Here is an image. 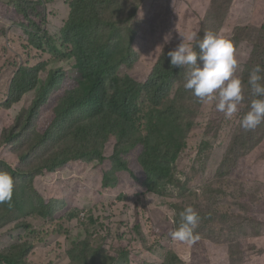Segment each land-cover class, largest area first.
Masks as SVG:
<instances>
[{"label": "trees", "instance_id": "16d2710c", "mask_svg": "<svg viewBox=\"0 0 264 264\" xmlns=\"http://www.w3.org/2000/svg\"><path fill=\"white\" fill-rule=\"evenodd\" d=\"M61 1L67 6V14L60 17L57 26L44 12L53 0H0V19L8 21L10 17L14 22L8 35L14 32V39L28 57L33 52L41 57L37 65L27 60L17 67L4 102L9 108L31 94L28 107L10 128L0 131V147L15 156L11 165L0 158V172L9 173L14 181L12 201L0 203V264H60L58 260L41 263L30 258L44 245L41 241L56 243L47 251L65 255L67 264H150L143 254L154 250L163 255L161 264H186L160 240H173L171 233L179 228L180 214L188 206L200 217L193 242L200 241L206 255L205 245L209 243L207 247L217 251L216 264L224 257L225 264H249L254 256L261 255L264 222L256 212L264 200V183L240 185L231 168L241 156L255 160L264 155V121L250 130L240 124L257 98L247 83L249 74L257 64L264 67V22L252 21L264 2L250 0L246 13L240 18L238 12L233 29L222 35L220 30L233 11V0H205L209 25L200 24L199 37L213 32L234 44L239 61L235 76L243 84L232 140L211 171L210 140H202L198 146L188 140L195 114L202 113L209 102L216 105L218 101H202L185 89L186 68L170 65L168 52L176 47L166 42L169 31L150 71L143 79L133 75L137 67L146 70L132 43L137 35L142 39L143 5L148 0ZM162 1L155 3L157 8L162 9ZM4 30L0 26V33ZM103 38L115 45L111 48ZM43 71L46 76L41 79L39 73ZM56 87H62L63 93L53 98ZM49 98V121L37 129L33 124ZM214 112H218L215 107L208 113ZM140 135L144 151L137 159L138 173L131 170L125 152L137 145ZM109 139L114 141L108 156L112 174H104L100 186L117 188L119 197L141 214H147L149 201L160 204L172 220L168 236L159 227L153 229L150 216L133 223L110 220L103 203L93 204V214H84L83 219L77 208L58 215L63 200L36 190V178L53 175L70 160L93 161ZM123 172L129 175L126 182ZM160 212L158 209L155 216L159 224L167 221ZM48 217L63 226H53L46 221ZM15 229L19 231L17 237L13 235Z\"/></svg>", "mask_w": 264, "mask_h": 264}, {"label": "rangeland", "instance_id": "374dc122", "mask_svg": "<svg viewBox=\"0 0 264 264\" xmlns=\"http://www.w3.org/2000/svg\"><path fill=\"white\" fill-rule=\"evenodd\" d=\"M157 1L159 0H148V3L143 5L145 15L143 14L144 20L141 28L142 39L140 38L139 41L134 43L139 50V60L142 62L141 65L146 66V70L137 67L133 74L137 79H143L145 72L150 71L167 31H169V34L165 37L166 42L176 47L180 43L179 36H187L193 32L198 33V25L202 23L209 25L208 4L205 5V0H163L162 9L156 7L155 3ZM249 1L250 0L232 1L233 11L228 14L227 20L220 30L222 35H228L233 29L234 16L238 12L240 18L246 13V10L250 6ZM253 1L257 2L259 0ZM262 1L264 2V0ZM194 4H201L202 6L195 7ZM44 12L46 15H49L50 18H53L55 24L59 26L62 21L61 18H64L67 14V6L65 7L61 0H53L51 7H46ZM52 14H55V16ZM252 21L255 23L264 22V4L260 9L255 11ZM0 26L6 28V31L4 30V32L0 33V131H2L3 129L10 128L16 118L22 114L30 103L31 94L28 98L25 97L21 99L14 106H10L9 108L4 107L8 86L15 70L21 63L23 64L27 60L37 65L41 57L38 55L39 53L35 56L34 52L33 56L28 57L25 49L19 47V42L14 39V32L8 35V32L14 28V22L10 17L8 21L0 19ZM201 31L203 30L201 29ZM246 52V49L242 50V54ZM45 76V71L40 73L41 79L45 78ZM62 93V87H59L53 90L52 96L56 98L61 96ZM51 103L52 98H49L47 106L43 109L42 114L40 113L33 127L40 129V126L48 123ZM213 107L214 104H207L202 113L197 112L195 114L192 126L193 134L188 140L189 144L194 146H198L202 140H210L213 150L210 154L208 168L211 171L216 169L217 161L224 153L227 144L232 140L238 120L234 115L231 118H226L218 112H214L213 115H210L208 112H210V109ZM113 144L114 141L112 139L105 142L102 150L104 159L101 162L91 161L94 167H90L83 160H70L63 165L62 169L55 171L53 175L49 174L36 178L34 180L36 190L44 196H52L63 200L64 205L58 215H62L71 208H77L81 211L80 216L85 218L84 214H93V204L103 203L110 214V220L119 221L120 219H126L130 223H133L136 219H144L145 216H150L152 217L151 224L153 229L159 227L160 231L168 236L171 231L172 220L167 216L168 211L164 210L160 204L157 205L149 201L147 214H141L131 203L119 197L120 193L117 188L104 189L100 186L102 174L100 171L112 151ZM261 151H264V145ZM137 154L136 151H129L127 153V159L135 171L139 173L140 170L136 168ZM0 158H5L10 165L15 163V156L5 147H0ZM254 159L255 160L245 155L241 156L231 168L232 177L239 181L240 185L264 183V155L262 154V157ZM64 173L68 175L64 176ZM138 177L139 180L142 179L141 175H138ZM122 180L123 182L128 181L129 175L123 172ZM137 192H139L140 195L143 194V190H138ZM139 209H141V207ZM158 209L161 210L160 215H165L167 219V221L161 224L157 223L155 218ZM256 213L258 218L264 222V200L260 202ZM46 221L57 228L61 224L54 218ZM30 231L40 238L34 228L31 227ZM144 232H146L145 229ZM13 235L17 237L19 231L15 229ZM22 238L33 243V240L26 235H22ZM41 242L44 245L38 246L35 250L36 254L32 253L30 258H37L41 263H46L49 260H58L60 264H67L68 261L65 255L58 256L53 252L50 253L47 251L50 245L56 243ZM160 242L166 248H172L186 264H216L218 260L217 251L207 247L209 243L205 245L207 249L206 255L204 245L201 244L200 241L182 243L175 240L167 241L161 239ZM143 257L150 264H161L163 255L161 252L154 250V253H144ZM225 261L224 257L221 264H225ZM249 264H264V252L261 255L254 256Z\"/></svg>", "mask_w": 264, "mask_h": 264}, {"label": "clouds", "instance_id": "9594fccd", "mask_svg": "<svg viewBox=\"0 0 264 264\" xmlns=\"http://www.w3.org/2000/svg\"><path fill=\"white\" fill-rule=\"evenodd\" d=\"M194 5L195 7L202 6L201 4ZM198 26L200 27V25ZM139 39L140 36L137 35L132 43L135 52L139 50L134 42L139 41ZM179 39L180 43L174 50L168 52V56L170 57L171 67L186 68L184 76L185 89L191 90L193 95L202 101L217 100L218 102L214 107L220 114L226 118H231L233 115L237 118L238 106L243 100V84L241 79L235 76L239 61L234 44L229 39L213 32L204 33L202 39L196 32L187 36H179ZM102 41L107 42L111 48L115 45L112 40L107 38H103ZM262 73H264V67L257 64L249 74L247 83L251 87L252 94L257 98L252 100L250 110L240 121L241 127L245 130L253 129L264 121V83H262L264 75ZM9 88L10 86H8L7 94L9 93ZM208 104L213 103L209 102ZM141 138L142 136L140 135L137 145L125 153L136 151L138 159L140 152L144 151ZM102 150L103 146L99 148V154L93 161H103ZM85 163L92 162L88 161ZM138 166L139 164L136 160V168ZM131 170L135 169L131 166ZM100 172H102L101 180L104 174H108L111 177L112 165L109 158L103 164ZM13 189V177L7 172H0V203H10L12 201ZM180 215L182 223L177 230L171 233V237L173 240L182 243L193 242L200 217L191 206L186 207ZM50 219V217L47 218V220ZM62 226L63 224H60L59 227Z\"/></svg>", "mask_w": 264, "mask_h": 264}]
</instances>
